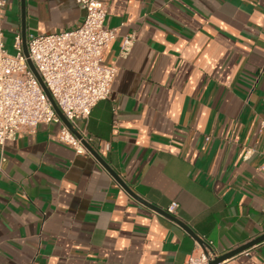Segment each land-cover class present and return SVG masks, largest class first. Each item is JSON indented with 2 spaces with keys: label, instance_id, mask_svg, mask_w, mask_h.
<instances>
[{
  "label": "crops",
  "instance_id": "0c3cea01",
  "mask_svg": "<svg viewBox=\"0 0 264 264\" xmlns=\"http://www.w3.org/2000/svg\"><path fill=\"white\" fill-rule=\"evenodd\" d=\"M21 0L0 10L17 35L75 28V0ZM118 72L86 120L92 145L140 196L227 253L264 234V0H110ZM132 45L125 53L126 37ZM58 123L5 146L0 264H184L199 243L131 196ZM248 252V254L246 253ZM225 264H264V241Z\"/></svg>",
  "mask_w": 264,
  "mask_h": 264
},
{
  "label": "built area",
  "instance_id": "2783aa9c",
  "mask_svg": "<svg viewBox=\"0 0 264 264\" xmlns=\"http://www.w3.org/2000/svg\"><path fill=\"white\" fill-rule=\"evenodd\" d=\"M10 0H0V10ZM84 19L79 26L52 33L30 34L27 40L29 58L39 72L57 106L70 121L77 135L58 115L38 77L28 63L22 38L15 37V52L9 51L0 29V179L4 175L5 146L23 130L35 131L41 123H58L59 140L78 154L90 153L86 143L93 138L81 125L93 108L111 93L117 66H105L110 43L118 36L115 28L106 26L110 0H75ZM132 45L126 37L123 51ZM264 129V120L261 123ZM179 204L173 201L167 209L175 215ZM191 251L184 264H210L220 256L213 241ZM248 254V252L246 251ZM226 259L218 264H225Z\"/></svg>",
  "mask_w": 264,
  "mask_h": 264
},
{
  "label": "water",
  "instance_id": "95a60500",
  "mask_svg": "<svg viewBox=\"0 0 264 264\" xmlns=\"http://www.w3.org/2000/svg\"><path fill=\"white\" fill-rule=\"evenodd\" d=\"M21 6H22V25L23 28L26 24V0H21ZM25 31H23V50L25 55L28 57V63L31 67V69L34 71V73L36 74V76L38 77L39 81L41 82L45 92L47 93L48 97L50 98L56 112L58 113V115L62 118V120L77 134L79 135V133L73 128L72 124L70 123V121L66 118V116L64 115V113L60 110V108L57 106V104L55 103L54 99L52 98L50 91L48 90L47 86L45 85V83L43 82L39 72L37 71V69L35 68L32 60L29 58V52H28V45H27V38L24 35ZM87 148L89 149V151L98 159V161L107 169L109 170V172L113 175V177L122 185V187L131 195L133 196L135 199H137L138 201H140L141 203L147 205L148 207L156 210L157 212L169 217L170 219L174 220L175 222H177L178 224H180L185 230H187V232L189 234H191L197 241H199V243L201 244H205V240L199 236L187 223H185L184 221H182L181 219H179L177 216L168 213L165 209L158 207L157 205L151 203L150 201L146 200L145 198H143L142 196H140L138 193H136L131 186L128 185V183L121 177V175H119V173H117L110 165L109 163L106 161V159L94 148V146L91 143H86ZM264 241V234L253 239L252 241L236 248L233 249L227 253H223L220 256H218L217 258H215L214 260H212L210 262V264H218L220 262H222L223 260L236 255L244 250H246L247 248Z\"/></svg>",
  "mask_w": 264,
  "mask_h": 264
}]
</instances>
